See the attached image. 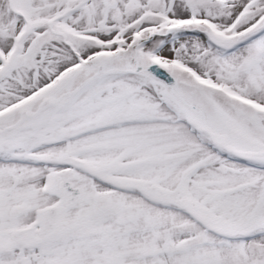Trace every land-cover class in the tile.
<instances>
[{"label":"snow or ice","instance_id":"1","mask_svg":"<svg viewBox=\"0 0 264 264\" xmlns=\"http://www.w3.org/2000/svg\"><path fill=\"white\" fill-rule=\"evenodd\" d=\"M0 264H264V0H0Z\"/></svg>","mask_w":264,"mask_h":264}]
</instances>
